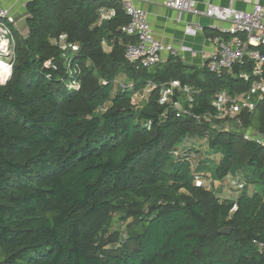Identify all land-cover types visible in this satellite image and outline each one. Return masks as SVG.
<instances>
[{
  "label": "trees",
  "instance_id": "16d2710c",
  "mask_svg": "<svg viewBox=\"0 0 264 264\" xmlns=\"http://www.w3.org/2000/svg\"><path fill=\"white\" fill-rule=\"evenodd\" d=\"M26 14L0 83V264H264V147L222 130L214 104L250 88L252 63L221 75L172 55L130 64L121 0H30ZM172 79L197 91L173 96L190 114L162 102ZM238 118L264 132V95ZM202 137L216 162L197 160ZM205 165L233 176L234 198L194 182Z\"/></svg>",
  "mask_w": 264,
  "mask_h": 264
},
{
  "label": "built area",
  "instance_id": "2783aa9c",
  "mask_svg": "<svg viewBox=\"0 0 264 264\" xmlns=\"http://www.w3.org/2000/svg\"><path fill=\"white\" fill-rule=\"evenodd\" d=\"M145 1L121 0L122 9L128 20L120 26V31L135 38L134 42H129L125 46L124 57L126 61L130 64H139L141 67H150L162 61L164 52L176 56V50L172 45L164 44L154 37L147 12L143 7ZM165 4L170 9L197 16L203 15L213 21L211 27L217 29L220 35L212 38V41L216 43V48L209 54L206 61V66L210 72L221 75L223 72H230L233 65L242 60L252 63L251 74L255 79L250 88L234 97L219 92L215 95L214 104L218 106L219 118L223 120L222 130L229 131L232 125H235L245 140L264 147V132L252 126L242 128L241 120L238 118L241 108L253 109L255 102L261 100L264 95V6L260 3H254L249 10H238L232 6L208 3L204 9H200L196 0H166ZM114 15L115 11L112 8L102 10L100 19H108ZM14 22V16L0 2V60L6 64L8 76L11 72L9 58L14 52L10 24L12 25ZM187 28L189 30L202 29L198 22L188 24ZM103 46L107 50L108 44L104 40ZM71 49L75 51L77 47L72 46ZM3 50L6 51L3 52ZM191 54L194 55L195 51H191ZM64 58L66 66L69 67L70 59L66 55ZM45 65L49 66L50 62ZM242 76L246 77L247 75L242 74ZM3 81L0 80V83ZM121 86L131 89L133 84L127 83L121 84ZM156 86L152 81H148L140 99L135 96L132 102L136 103L144 99L148 92ZM78 87L79 84L76 81L69 84V88L78 89ZM196 92L189 87L182 86L178 79H172L161 87V100L170 104L176 117H181L190 113L183 102L180 99H174L173 96L179 93L181 97L188 99ZM192 116L200 120L197 115ZM204 185L210 189L209 185L208 187L206 184ZM254 242L256 241L254 240ZM256 244L260 251L264 252V244L261 242H256Z\"/></svg>",
  "mask_w": 264,
  "mask_h": 264
},
{
  "label": "crops",
  "instance_id": "0c3cea01",
  "mask_svg": "<svg viewBox=\"0 0 264 264\" xmlns=\"http://www.w3.org/2000/svg\"><path fill=\"white\" fill-rule=\"evenodd\" d=\"M29 1L30 0H0L2 5L7 7L10 13L14 16V27L17 21L27 15L26 4ZM165 1L166 0H146L143 3L154 37L164 44L172 45L176 50V56H178L184 63L197 68L203 67L209 54L216 48V43L212 41V38L220 35L219 31L211 27L213 21L210 18L203 15L197 16L192 15L191 13L170 9L166 6ZM196 3L200 9H204L208 3L232 6L238 10H249L254 3H260L264 6V0H196ZM194 22H198L202 29L189 30L187 25ZM224 37L228 36L226 35ZM110 49L111 46L108 45L107 51ZM191 51H195V54H191ZM168 56L171 55L164 52L162 55V61L168 58ZM192 143L195 148L197 147V150H200L196 157L197 160L206 158V163L208 164L218 160V157L220 156L219 153H212L211 155L204 157L201 153L199 140H193ZM207 166L208 165H205L200 171H203ZM232 177L233 176H228L223 181H232ZM208 180L211 179H205L203 181L207 182ZM223 181H219V183H222ZM194 182L196 184H202L200 178L199 180L195 179ZM237 193V190L234 188V192L231 194L235 197Z\"/></svg>",
  "mask_w": 264,
  "mask_h": 264
},
{
  "label": "rangeland",
  "instance_id": "374dc122",
  "mask_svg": "<svg viewBox=\"0 0 264 264\" xmlns=\"http://www.w3.org/2000/svg\"><path fill=\"white\" fill-rule=\"evenodd\" d=\"M10 28L12 31L15 30L14 25L10 24ZM122 81H124V76L122 75ZM137 99H140V94L136 95ZM198 142V141H197ZM197 145V144H196ZM199 146L201 147V153L204 157H207L208 155H211L213 153V151L209 148L208 146V139L206 137H202L199 140ZM201 159H198V161H200ZM209 166L205 167L203 171H201V175H196L195 179L199 180V178L202 180L203 184H206V186L208 187V185L210 186V189L216 193L220 198L222 199H229V198H233L234 195L231 194L232 192H234V182L233 181H223L222 183H219V181L217 179H211L210 177V172H209ZM205 179H211L206 181H203ZM114 227H118L117 224L114 225ZM120 229H123V226H121Z\"/></svg>",
  "mask_w": 264,
  "mask_h": 264
},
{
  "label": "water",
  "instance_id": "95a60500",
  "mask_svg": "<svg viewBox=\"0 0 264 264\" xmlns=\"http://www.w3.org/2000/svg\"><path fill=\"white\" fill-rule=\"evenodd\" d=\"M28 19H30V15L24 16L23 18H21L19 21H17L15 23L16 29L23 36L26 35L28 32ZM9 64H11V62H9ZM10 75H11V72H10L9 76L3 82H1V84L5 83L9 79ZM229 231H230L229 227L223 228L221 230V232H223V233H229Z\"/></svg>",
  "mask_w": 264,
  "mask_h": 264
},
{
  "label": "bare ground",
  "instance_id": "6f19581e",
  "mask_svg": "<svg viewBox=\"0 0 264 264\" xmlns=\"http://www.w3.org/2000/svg\"><path fill=\"white\" fill-rule=\"evenodd\" d=\"M6 50H3L5 52ZM5 63L0 60V80L3 81L8 76V71L5 68Z\"/></svg>",
  "mask_w": 264,
  "mask_h": 264
}]
</instances>
